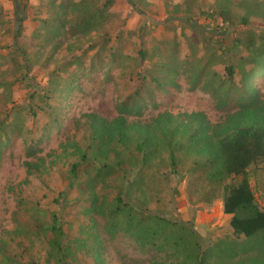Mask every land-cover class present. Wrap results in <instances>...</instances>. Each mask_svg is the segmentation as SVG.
<instances>
[{
    "label": "rangeland",
    "instance_id": "1",
    "mask_svg": "<svg viewBox=\"0 0 264 264\" xmlns=\"http://www.w3.org/2000/svg\"><path fill=\"white\" fill-rule=\"evenodd\" d=\"M227 1L228 23L217 15L225 0H0V264H193L174 249L194 240L187 230L196 231L197 215L219 220L225 184L198 179L191 152L176 149L181 135L144 169L128 146L120 162L97 161L86 115L111 121L117 105L143 88L151 103L128 123L191 113L220 123L225 113L192 90L193 76L203 70L225 79L231 65L237 82L249 43L264 42V0ZM90 15L98 23L77 29ZM154 81L176 88L161 92ZM255 85L264 99V79ZM103 165L116 166L115 175L92 194L87 183ZM248 182L260 199L264 170H250ZM121 189L129 209L111 229L106 207ZM207 221H200V252L239 243L228 222L211 229ZM138 222L161 228L164 250L141 241ZM214 252L208 264H235Z\"/></svg>",
    "mask_w": 264,
    "mask_h": 264
},
{
    "label": "trees",
    "instance_id": "2",
    "mask_svg": "<svg viewBox=\"0 0 264 264\" xmlns=\"http://www.w3.org/2000/svg\"><path fill=\"white\" fill-rule=\"evenodd\" d=\"M217 15L223 23L230 21L227 0L224 4L220 3ZM96 17V15L85 17L78 23L77 29L89 30L98 23ZM242 21L244 26H248L247 19ZM248 48V57L242 61L240 67L239 81L236 82L237 73L231 65L224 69L225 79L214 74H206L203 70L193 76L192 90L199 88L209 94L216 110L225 113L220 123L211 125L202 113H191L181 116L180 119H175L171 115H160L147 125L128 123L127 118L139 117L147 107L146 100L152 97L146 93L145 96H141V92L146 91L143 88L117 105V117L111 121L102 120L92 114L86 115L92 130L91 152L97 161L105 162L115 156L116 162H120L119 150L122 146H128L138 158L140 168L144 169L157 155L159 147L167 145L169 148L172 141L181 135L185 140L175 143L176 149L191 152L194 159L193 172L198 173V179L207 185L225 184L222 211L224 215L230 216L229 226L234 239L239 243L229 247L218 243L215 249L208 248L200 252L198 235L188 229L194 240L186 239V246L177 245L174 252L182 254L185 261L193 264H208L206 261L212 258L214 250L216 260L227 259L235 261V264H264V208H260L256 203L248 182L250 170H264V99L255 85L264 79V42L259 45L250 42ZM144 55L143 53L139 55L142 60ZM245 66L249 69L245 70ZM154 83L161 92L176 88L174 83L169 87H163L157 81ZM149 102L151 103L150 100ZM8 141L6 139L4 146ZM29 151L31 152L29 156L34 155L35 150ZM77 168L79 166L73 165L72 174L76 173ZM26 169L28 173L27 164ZM115 171L116 166L103 165L87 183V188L93 194L94 187L114 176ZM139 173L141 175L143 171ZM237 178L241 179L236 184L226 183ZM122 189L106 207L105 218L108 228L111 229L116 228L117 217L129 209L124 200L128 193ZM94 200L97 202V199ZM128 216L132 215L129 213ZM158 220L166 223L168 227L180 226L162 219ZM135 226L143 232L141 241L145 245L150 244L157 248V251L164 250L163 246L169 237L160 235L161 228L153 230L151 226H143L140 222ZM183 241L184 238H179L173 245Z\"/></svg>",
    "mask_w": 264,
    "mask_h": 264
},
{
    "label": "crops",
    "instance_id": "3",
    "mask_svg": "<svg viewBox=\"0 0 264 264\" xmlns=\"http://www.w3.org/2000/svg\"><path fill=\"white\" fill-rule=\"evenodd\" d=\"M255 201H256V203L260 206V208H264V193H262L261 195H260V199H258V197H256V195H255ZM218 211H220L221 213H220V218H219V220H217V221H215L214 222V220H213V218L215 217H213V215L212 214H209V215H201L200 217H199V215H197L196 216V218H195V220H196V223L198 224V227H197V229H196V234L199 236V234H201V231L199 230V229H201V228H203V226L200 224V221H202V219H204V216H205V218H208V225H210V228L211 229H213V228H215V227H217V226H222L224 223L223 222H230V216H228V215H224L223 214V211H222V201H220V202H218ZM222 220V221H221ZM202 230V229H201ZM229 230L231 231V233H232V230H231V228L229 227Z\"/></svg>",
    "mask_w": 264,
    "mask_h": 264
}]
</instances>
